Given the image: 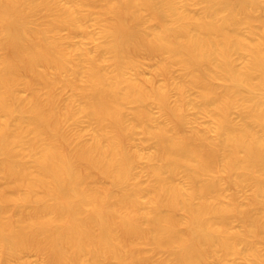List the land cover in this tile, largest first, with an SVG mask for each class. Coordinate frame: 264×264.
Here are the masks:
<instances>
[{"label": "bare ground", "instance_id": "bare-ground-1", "mask_svg": "<svg viewBox=\"0 0 264 264\" xmlns=\"http://www.w3.org/2000/svg\"><path fill=\"white\" fill-rule=\"evenodd\" d=\"M0 264H264V0H0Z\"/></svg>", "mask_w": 264, "mask_h": 264}, {"label": "rangeland", "instance_id": "rangeland-1", "mask_svg": "<svg viewBox=\"0 0 264 264\" xmlns=\"http://www.w3.org/2000/svg\"><path fill=\"white\" fill-rule=\"evenodd\" d=\"M108 17L103 18L102 20H107ZM75 43H79L80 42V38H77L74 40ZM137 59L139 60V62L142 64V66L144 67V71L146 74H150L156 64V59L153 56L147 55V54H139L137 56ZM86 124L84 123L83 126H85ZM228 192L229 193H234L236 194L237 198L241 201L243 199L242 194L238 193V191H236L232 186H228L227 187ZM161 255V253H159ZM30 260L34 261V262H38L40 260V257L38 255H30Z\"/></svg>", "mask_w": 264, "mask_h": 264}]
</instances>
